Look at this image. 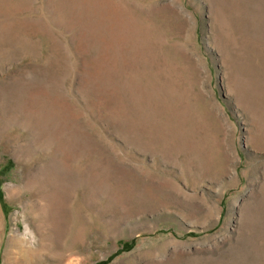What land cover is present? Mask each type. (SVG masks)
Listing matches in <instances>:
<instances>
[{
	"label": "rangeland",
	"instance_id": "rangeland-1",
	"mask_svg": "<svg viewBox=\"0 0 264 264\" xmlns=\"http://www.w3.org/2000/svg\"><path fill=\"white\" fill-rule=\"evenodd\" d=\"M0 264H264V0H0Z\"/></svg>",
	"mask_w": 264,
	"mask_h": 264
},
{
	"label": "bare ground",
	"instance_id": "bare-ground-1",
	"mask_svg": "<svg viewBox=\"0 0 264 264\" xmlns=\"http://www.w3.org/2000/svg\"><path fill=\"white\" fill-rule=\"evenodd\" d=\"M120 44V43H119Z\"/></svg>",
	"mask_w": 264,
	"mask_h": 264
}]
</instances>
